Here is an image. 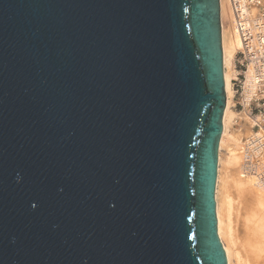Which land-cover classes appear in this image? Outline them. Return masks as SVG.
Listing matches in <instances>:
<instances>
[{
  "label": "water",
  "instance_id": "obj_1",
  "mask_svg": "<svg viewBox=\"0 0 264 264\" xmlns=\"http://www.w3.org/2000/svg\"><path fill=\"white\" fill-rule=\"evenodd\" d=\"M221 0H0V264H228Z\"/></svg>",
  "mask_w": 264,
  "mask_h": 264
},
{
  "label": "bare ground",
  "instance_id": "obj_2",
  "mask_svg": "<svg viewBox=\"0 0 264 264\" xmlns=\"http://www.w3.org/2000/svg\"><path fill=\"white\" fill-rule=\"evenodd\" d=\"M221 18L227 105L215 194L218 235L228 264H264V156L252 157L246 144L252 121L232 109L234 62L241 46L230 0H221Z\"/></svg>",
  "mask_w": 264,
  "mask_h": 264
},
{
  "label": "built area",
  "instance_id": "obj_3",
  "mask_svg": "<svg viewBox=\"0 0 264 264\" xmlns=\"http://www.w3.org/2000/svg\"><path fill=\"white\" fill-rule=\"evenodd\" d=\"M240 40L232 80L233 109L246 113L253 134L246 141L254 158L264 156V0H230Z\"/></svg>",
  "mask_w": 264,
  "mask_h": 264
},
{
  "label": "rangeland",
  "instance_id": "obj_4",
  "mask_svg": "<svg viewBox=\"0 0 264 264\" xmlns=\"http://www.w3.org/2000/svg\"><path fill=\"white\" fill-rule=\"evenodd\" d=\"M233 109V108H232ZM236 113H237V111L235 110V109H233Z\"/></svg>",
  "mask_w": 264,
  "mask_h": 264
}]
</instances>
